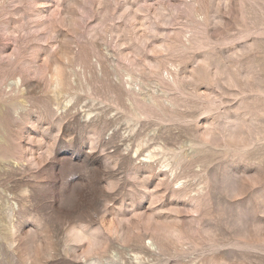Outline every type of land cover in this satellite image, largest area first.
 Returning a JSON list of instances; mask_svg holds the SVG:
<instances>
[{"label":"rangeland","instance_id":"obj_1","mask_svg":"<svg viewBox=\"0 0 264 264\" xmlns=\"http://www.w3.org/2000/svg\"><path fill=\"white\" fill-rule=\"evenodd\" d=\"M98 261L264 264V0H0V264Z\"/></svg>","mask_w":264,"mask_h":264},{"label":"bare ground","instance_id":"obj_2","mask_svg":"<svg viewBox=\"0 0 264 264\" xmlns=\"http://www.w3.org/2000/svg\"><path fill=\"white\" fill-rule=\"evenodd\" d=\"M149 158L151 159L152 156H150ZM10 207H12V205ZM97 264H103V263L98 261Z\"/></svg>","mask_w":264,"mask_h":264}]
</instances>
